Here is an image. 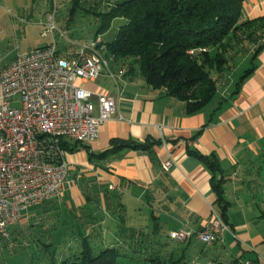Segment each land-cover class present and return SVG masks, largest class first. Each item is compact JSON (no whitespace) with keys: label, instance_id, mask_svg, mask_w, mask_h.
Wrapping results in <instances>:
<instances>
[{"label":"crops","instance_id":"obj_1","mask_svg":"<svg viewBox=\"0 0 264 264\" xmlns=\"http://www.w3.org/2000/svg\"><path fill=\"white\" fill-rule=\"evenodd\" d=\"M260 16H264V0H245L242 19ZM257 46L256 42L240 44L241 51L223 68L222 86L195 112L187 111L183 101L152 88L128 70L112 72V76L102 72L95 80L83 83L95 93L112 96L117 111L100 126L95 142L84 146L68 142L65 184L70 188L64 187L62 199L56 197L35 205L38 208L29 214L26 226L37 216L35 212L43 210L45 219L55 214L58 220L53 227L58 228L50 233L53 242L66 233L63 230L59 235L62 228L71 226L67 210L87 204L91 209L84 212L86 221L79 216L74 221H84L86 230L99 224L113 240L127 244L135 235L121 238L109 229L116 224L114 210H125L123 196L141 203L146 195L142 203L153 218H158L156 213L171 214L170 231H200L219 213L221 204L213 190V183L219 181L229 230L221 240L205 244L199 252L207 258L204 264H228L231 260L236 264L239 260L241 264L244 260L248 264H264V225L260 227L258 216L264 199L261 203L255 199L258 195L264 198V47L255 52ZM112 140L159 143H151L147 149L127 146L114 150ZM68 147L75 150L68 151ZM196 153L214 161L216 166L210 168ZM76 155L78 159L74 158ZM167 160L171 164L164 169ZM100 209L105 216H100ZM108 219L112 220L111 226L106 225ZM191 239L182 241L187 243L186 250ZM105 242L108 247H116L111 240ZM157 242L161 251L156 258L163 254L168 264H173L180 248L170 251L168 242ZM181 257L178 264L185 261L183 252Z\"/></svg>","mask_w":264,"mask_h":264},{"label":"built area","instance_id":"obj_2","mask_svg":"<svg viewBox=\"0 0 264 264\" xmlns=\"http://www.w3.org/2000/svg\"><path fill=\"white\" fill-rule=\"evenodd\" d=\"M55 13L54 7L43 32L51 36L49 44L18 53L0 66V239L24 210L64 191L68 142H95L100 126L117 111L112 96L83 85L95 80L107 65L101 39L72 41L57 29ZM56 34L67 41L64 49L58 47ZM170 164L167 160L163 168ZM228 230L214 214L202 230L179 228L169 238L182 242L196 235L212 244Z\"/></svg>","mask_w":264,"mask_h":264},{"label":"trees","instance_id":"obj_3","mask_svg":"<svg viewBox=\"0 0 264 264\" xmlns=\"http://www.w3.org/2000/svg\"><path fill=\"white\" fill-rule=\"evenodd\" d=\"M112 1L98 14L101 24L94 37L106 33L114 20L120 21L110 40L100 38L103 56L116 60L131 58L129 70L135 66L146 84L183 101L189 112L199 110L216 94L217 80L211 76V70L219 72L228 67L233 55L241 51L243 41L258 43L255 52L264 47V16L243 20L245 0ZM110 143L116 150L127 146L147 149L149 144L159 142ZM67 150L73 151L75 147ZM92 155L89 152V157ZM196 155L210 168L216 166L209 158ZM213 190L221 204L217 215L227 225V206L219 181L213 183ZM74 218L71 220L75 225ZM58 233L61 235V230ZM60 240L61 237L56 238ZM118 255L116 247L94 252L84 234L79 251L68 253L53 264H119Z\"/></svg>","mask_w":264,"mask_h":264},{"label":"rangeland","instance_id":"obj_4","mask_svg":"<svg viewBox=\"0 0 264 264\" xmlns=\"http://www.w3.org/2000/svg\"><path fill=\"white\" fill-rule=\"evenodd\" d=\"M112 2V0H0V65H5L18 53L43 47L51 42V36L49 34L44 35L43 32L47 28L45 25L47 15L54 7L56 8L54 21L57 29L64 31L72 41L82 43L94 39L101 24L98 14L106 10ZM119 22L118 19L114 20L106 33L96 37L103 41L110 40L115 35ZM55 37L60 49L61 46H67V41L64 38L58 34ZM106 61L107 65L102 72L107 75H109L107 72L112 74L115 71L128 70L140 76L135 66L129 70V66L132 64H130L131 58L123 57L116 60L109 57ZM221 71L224 72L220 73ZM221 71L211 70V76L217 80L218 86H222V82H224L225 69H221ZM78 157L76 155L74 158L78 159ZM67 188L69 189L70 186L67 185ZM63 194L64 192L59 195L60 199L63 198ZM258 197L255 199L261 203L264 198L259 195ZM122 199L125 203V210L124 208L121 211L114 210L116 212L114 217L116 224L109 229H112L121 238L124 235L126 237L131 234L135 235L131 242L120 244L118 239L113 240L109 237L105 229L99 228V224L95 229L86 230L84 228L85 222L81 219L86 221L84 212L90 211L91 207L82 204L77 210L72 208L67 210V216L71 218L79 216L81 218L79 222H75V225L71 222L70 225H73L66 226V229L62 228L61 232L64 230L66 233L61 236L60 242L56 241L55 238L52 243H58L51 244L53 238L50 233L57 230L58 227L53 226L58 217L54 214V216L45 219V216L41 215L44 211L41 210L35 212L37 216L32 219L33 223L29 221L30 225L26 226L29 214L38 208L34 205L24 210L22 219L20 218L21 221L10 226L8 235L0 239V264H53L68 253L79 251L84 234L87 235L88 242L94 252L108 247L105 240H111L119 252L117 256L119 264H168L169 261L163 254L156 258L161 251V245L157 242L160 239L164 240V243L168 242L170 251L172 248H180L174 255L175 261L180 259L182 252L185 260L182 264H204L207 261V258L199 254L206 245L196 235L191 236L189 250L185 249L187 243L169 238V233L173 231H170L173 228L170 219L171 214L156 213L158 218H153L142 203L143 200L147 199L146 195L140 200L141 203L133 202L134 198H130L128 195L123 196ZM131 201L132 204H129ZM137 206H139L138 210L135 209ZM99 213L100 216H105L101 209ZM258 216L260 227H262L264 225V208ZM157 221H161L160 224L158 223L159 225H156ZM111 224L112 220L108 219L106 225L111 226ZM191 231L195 232L194 230ZM114 233H111L112 237H115ZM241 262L247 264L245 260ZM228 264L236 263L231 260ZM239 264H241L240 260Z\"/></svg>","mask_w":264,"mask_h":264}]
</instances>
